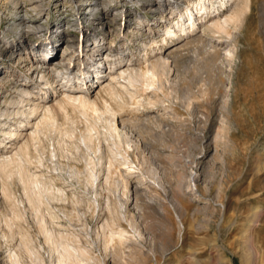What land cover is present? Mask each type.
I'll list each match as a JSON object with an SVG mask.
<instances>
[{"label":"rangeland","instance_id":"374dc122","mask_svg":"<svg viewBox=\"0 0 264 264\" xmlns=\"http://www.w3.org/2000/svg\"><path fill=\"white\" fill-rule=\"evenodd\" d=\"M46 1L43 0V6L47 4ZM114 1L107 6L110 8L120 4L123 9L129 6L125 0ZM143 1L135 0L138 6L134 4L135 10L147 22L145 31L134 42L139 41L140 44L139 50L133 52V58L138 59L145 51L147 55L168 54V75L161 76L164 80L160 79L162 90L155 89L152 94L156 93L160 102L153 107L138 106V110L135 109L137 105L130 104L121 113L123 122H120V117L117 118L119 127L135 145L121 146V151L127 149L128 163L125 165L117 155L119 160H115L113 167H110L112 169L108 172L111 176L106 183L102 181L90 186L87 182L88 185H84V161L90 156L94 158L95 153L82 150L84 147L81 145L79 149L70 148L69 155L59 157L66 170L32 166V170L51 178L69 197L63 206L65 213H70L74 220L66 219L69 216L60 212V201H53L50 209L59 216L55 220L63 224L64 231L72 232L77 237L79 246L88 249L90 260L77 264H264V0H249L241 24L231 25L230 36L222 35L219 42H213L207 31L200 29L182 40L167 39L166 45L161 42L163 26L150 25L155 17L147 10L140 9L139 4ZM48 2L49 13H45L44 19L40 18L44 25L41 29L50 27L53 23L51 20H55L54 9ZM183 3L182 6L188 2ZM1 4L10 6L6 0H0ZM112 11V8L108 9V19H112ZM164 12H169V6ZM67 13L63 12L59 17ZM37 16L32 18L37 19ZM123 18H117L116 22L125 24V32L136 25L134 19ZM40 19L38 16L36 24ZM63 19L65 21L68 17L64 16ZM95 22L88 27L98 26ZM8 24L2 18L0 31ZM67 27L65 22L60 24L63 31ZM115 27L111 25L109 29ZM148 27L151 29L149 33ZM41 36L34 37L33 43L43 41ZM129 38L130 35L120 41L128 51L133 49ZM63 44L62 40L58 42L57 55L50 63L60 57L58 54L63 51ZM226 47L234 49L231 69ZM3 61L12 64L7 59ZM17 70L18 81L24 72L18 67ZM33 86L36 87V84ZM97 90L98 86L92 88L91 97ZM141 92L140 98L144 97V92ZM150 92L147 94L151 95ZM16 95L14 91L10 93L11 98ZM68 113L74 115L71 109ZM74 119V134L77 136L84 127V119L79 115ZM58 122L65 125L60 115ZM60 136L59 132L52 133L54 139ZM73 137H70V141L67 136L64 141L72 144L77 139ZM46 143H50V140ZM81 153L84 154L83 158ZM104 163L103 175L108 167V162ZM72 166L82 172L75 176L78 178L68 177L71 173L68 168ZM127 167L132 171L128 176L130 184L124 187L122 180ZM95 169L98 171L100 168L96 165ZM12 182L13 194L20 198L22 189L16 180ZM134 186L136 192L133 191ZM74 197L82 199L76 206L70 201ZM95 197L100 207L94 206ZM122 200L128 201L123 209L119 206L124 203ZM108 203L110 208H104ZM114 203L119 206L115 211L121 213L115 220V223L118 220V225L113 224L115 227L111 226L112 229L108 230L116 232L122 228L124 239L122 237L123 243H119L118 238H114L107 245L102 235L109 232L103 229L104 233L101 232L99 226L110 218V213L114 214ZM30 215L31 212L25 210L24 219L13 223V228L15 231L21 228L30 236L42 260L38 264H53L49 247L37 232ZM6 216L10 217V210L3 202L0 203V264H10L7 256L17 248L20 236L16 232L14 239L9 238L3 222ZM19 257L21 264H35L32 257L25 253H20Z\"/></svg>","mask_w":264,"mask_h":264},{"label":"bare ground","instance_id":"6f19581e","mask_svg":"<svg viewBox=\"0 0 264 264\" xmlns=\"http://www.w3.org/2000/svg\"><path fill=\"white\" fill-rule=\"evenodd\" d=\"M6 1L10 6L0 5V21L4 18L9 22L5 29L0 31V34L2 33L0 35V136H2L0 137V203H6L10 210V217L6 216L5 221L3 220L5 229H8L9 238L14 239L16 232L20 235L16 243L17 248L8 254L7 260L10 264H21L19 255L25 253L32 257L35 264L42 261L27 232L21 228L15 231L16 229L13 228V223L23 220L25 210H29L37 232L49 247L53 264H77L90 260L88 249L77 244L78 239L72 232L62 229L63 224L55 220L59 216L56 211L50 209L51 202L60 201L58 209L65 213L63 202L66 203L69 197L63 188L52 182L51 178L37 172L38 170H32V166L35 165V168L45 166L62 171L65 165L60 162L59 157L69 155L70 148L79 149L81 145L84 147L82 150H91L95 153L94 158H91L88 156V151L89 158L84 161L86 162V169H83L84 185L88 183L90 186L98 185L102 181L106 183L111 176L109 169L118 159L117 155L125 165L128 163L127 149L123 148L124 150L121 151V146L124 144L126 147H132L134 144L126 132L119 127V123L123 122L121 113L130 104L137 105L135 109L138 110V106L153 107L160 102L159 97L155 96L156 93L152 94L155 89L158 91L163 85L161 76L168 75V54L165 57L161 54H151L150 51L151 55H147L145 51L138 59L133 58V52L139 50L137 48L140 44L139 41L134 42L139 39L138 36L142 34V31H145L147 22L144 16L135 10L134 4H137L135 0H125L129 5L127 9H123L120 4L110 7L114 11L112 19H108L106 14L110 9L107 6L108 3L114 0H49L54 9L51 11L55 15V20H51V23L53 22L51 26L44 29H41L44 27L41 20L46 17L45 13H49V8L46 6L49 4L48 0H45L47 3L45 6L42 5L43 0ZM167 1L168 4H166ZM189 1L144 0L139 6L140 9L147 10L151 16L155 17L150 25L163 26L161 42L166 45L167 39L168 41L182 40L194 35L200 29L206 30L209 39L213 42H219L222 35L229 37L230 26L241 24L249 2V0ZM183 2L188 3L182 6ZM167 6H169V16H167L168 13L164 14ZM60 9L61 12H59ZM63 12H68L64 15L68 17L65 21H62L64 16L59 17ZM156 14L158 16H155ZM35 15H38L39 19L42 17L38 24H36L38 16L37 19L32 18ZM124 16L136 22V25L126 32L125 24L116 22L117 18L124 19ZM94 21L98 23V26L88 27ZM64 22L69 26L66 31L60 29V24ZM111 25L116 27L113 30L109 29ZM40 31L44 33L39 35ZM149 31H151L150 27H148V33ZM129 35L128 41L133 49L128 51V48L120 41L123 37L128 38ZM39 36L43 38V41L33 43L32 39ZM60 40L64 43V49L60 55L58 54L60 57L50 63L51 59L57 55L56 47ZM144 44L141 43V45ZM231 47L225 49L230 69L234 55V49ZM143 49L145 50L146 47ZM4 59L12 64H6ZM17 67L24 72L18 81ZM73 68H75L74 71ZM55 82L59 83L54 85ZM33 84H36V87ZM97 86L98 90L91 97L92 88ZM12 91L17 94L15 98L10 97ZM139 92H144V97L140 98ZM69 109L74 115L71 116L68 113ZM58 115L63 117L64 126L58 122ZM77 115L83 117L84 127L76 136L74 131L76 119L74 118ZM118 117L120 122L117 120ZM53 132L56 134L59 132L60 138L56 139V137V140L52 138ZM64 136H68V140L71 136L77 139L68 145L64 141L66 138ZM62 137L64 138L61 139ZM49 140L50 143H46ZM83 153L80 154L81 157ZM105 159L108 167L103 175L101 174L102 163ZM96 165L100 168L98 171L95 169ZM127 168L124 181L122 180L124 187L130 184L128 176L131 175L132 170ZM68 170L71 172L68 177L73 176V179L78 178L75 177L78 173L82 174L74 166ZM13 180H16L22 189L20 198L13 194ZM135 188V186L134 189L132 187L134 192H136ZM81 200L74 197V200L70 201L77 205ZM126 201L119 204L122 209ZM91 202L92 204L96 202L94 203L96 208L100 207L97 197L94 202ZM105 205L104 208H110L109 203ZM119 206L116 203L113 209L114 214L110 213L109 219H103L99 226L101 232L103 230L105 232L108 228L112 229L111 226L115 227L113 224L118 225V220L117 223L115 220L121 212L115 211V208ZM64 215L69 216L66 219L74 220L70 213ZM131 226L134 227L133 224ZM121 229H117L116 232L108 230L109 233L105 236L102 235L104 232L101 233L106 244L109 241L111 243L114 238H118L117 242L121 243L124 239ZM54 255L55 258H52Z\"/></svg>","mask_w":264,"mask_h":264}]
</instances>
